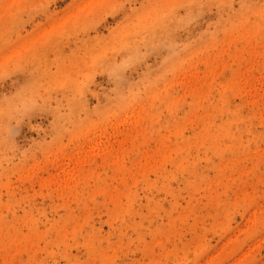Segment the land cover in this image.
<instances>
[{
    "label": "rangeland",
    "instance_id": "obj_1",
    "mask_svg": "<svg viewBox=\"0 0 264 264\" xmlns=\"http://www.w3.org/2000/svg\"><path fill=\"white\" fill-rule=\"evenodd\" d=\"M0 264H264V0H0Z\"/></svg>",
    "mask_w": 264,
    "mask_h": 264
}]
</instances>
